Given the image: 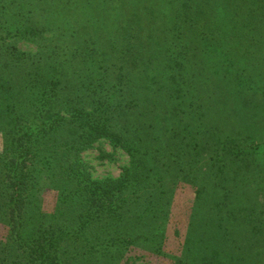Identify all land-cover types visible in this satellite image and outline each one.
I'll list each match as a JSON object with an SVG mask.
<instances>
[{"label":"trees","instance_id":"trees-1","mask_svg":"<svg viewBox=\"0 0 264 264\" xmlns=\"http://www.w3.org/2000/svg\"><path fill=\"white\" fill-rule=\"evenodd\" d=\"M153 258L264 264V0H0V264Z\"/></svg>","mask_w":264,"mask_h":264},{"label":"rangeland","instance_id":"rangeland-1","mask_svg":"<svg viewBox=\"0 0 264 264\" xmlns=\"http://www.w3.org/2000/svg\"><path fill=\"white\" fill-rule=\"evenodd\" d=\"M99 147L104 149L106 152H112L111 147L106 144H98ZM113 160H100L98 158L97 148L90 149L83 154L84 160H86L88 166L93 171L94 175L98 176H117L120 172V166L124 164L127 160L125 154L120 151L114 152ZM189 194L188 186L184 189L177 191V196L175 199V208H177V217L185 220V214L182 213L181 209L183 208L184 202H187ZM138 262V261H137ZM159 261L153 258L150 264H158Z\"/></svg>","mask_w":264,"mask_h":264}]
</instances>
